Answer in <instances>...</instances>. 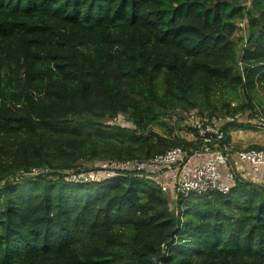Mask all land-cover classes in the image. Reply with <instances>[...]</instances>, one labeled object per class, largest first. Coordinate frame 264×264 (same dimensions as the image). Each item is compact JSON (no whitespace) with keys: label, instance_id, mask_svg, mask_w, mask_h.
<instances>
[{"label":"trees","instance_id":"obj_1","mask_svg":"<svg viewBox=\"0 0 264 264\" xmlns=\"http://www.w3.org/2000/svg\"><path fill=\"white\" fill-rule=\"evenodd\" d=\"M262 65L264 0H0V264H264V185L65 179L199 149L173 114L264 112Z\"/></svg>","mask_w":264,"mask_h":264},{"label":"built area","instance_id":"obj_2","mask_svg":"<svg viewBox=\"0 0 264 264\" xmlns=\"http://www.w3.org/2000/svg\"><path fill=\"white\" fill-rule=\"evenodd\" d=\"M191 127L196 129L197 137L202 145L190 153L182 148H173L149 160H123L99 163L93 171L80 174H68V184H86L101 182L102 172L114 175L136 173L150 179L160 190L169 194L171 200L188 201L191 197L204 196L210 192L227 194L230 187L224 182L221 165L232 154L230 145L220 142L225 140V125L238 123L253 125L264 130V112L257 109L247 118L242 112L233 116H201L190 113ZM238 160L247 165L250 173L258 174L264 165V150L249 149L237 154ZM38 172L34 170L31 175Z\"/></svg>","mask_w":264,"mask_h":264},{"label":"rangeland","instance_id":"obj_3","mask_svg":"<svg viewBox=\"0 0 264 264\" xmlns=\"http://www.w3.org/2000/svg\"><path fill=\"white\" fill-rule=\"evenodd\" d=\"M260 68H262L261 72H263L264 65H262V67ZM258 86L260 89H264V79L260 80V82L258 83ZM260 103H262V105L264 106V97H261ZM169 119H171V122L173 124L178 122V124L183 128V131H181L179 134L180 137L191 139V135L187 134V131H186L187 128H184L185 126L191 127V119L189 116L187 117L181 113L179 114L176 113V114H173L172 116H169L168 120ZM120 121L122 122V120ZM245 129H246L245 131H237L236 133L232 135L233 143L231 141L230 144H231V149L233 150V152H238V150L247 149L253 146V144H259V146H264V130H261L263 128L256 130L251 127L250 128L247 127ZM98 166L99 165L96 164L95 166H89V168L90 167L96 168ZM100 175H102L101 178H98L100 180L118 176V175H114L113 173L108 174L106 172H102Z\"/></svg>","mask_w":264,"mask_h":264},{"label":"crops","instance_id":"obj_4","mask_svg":"<svg viewBox=\"0 0 264 264\" xmlns=\"http://www.w3.org/2000/svg\"><path fill=\"white\" fill-rule=\"evenodd\" d=\"M245 130L246 129L233 131L231 132V137L237 131H245ZM253 146L264 147V146H259V144H253ZM230 148H231V144H230ZM244 150L247 149L238 150V152H233V150L231 149L232 154H230L228 160L224 162V164H222L220 167L221 173L224 178V182L227 184V186L232 187L234 185V176H236V177H241L246 181H251L253 183L264 185V165L261 167V170L258 174H254L249 172V168L247 165L242 164L238 160L237 154Z\"/></svg>","mask_w":264,"mask_h":264}]
</instances>
